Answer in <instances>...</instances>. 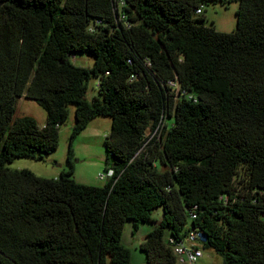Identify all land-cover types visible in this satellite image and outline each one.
<instances>
[{
  "label": "trees",
  "instance_id": "1",
  "mask_svg": "<svg viewBox=\"0 0 264 264\" xmlns=\"http://www.w3.org/2000/svg\"><path fill=\"white\" fill-rule=\"evenodd\" d=\"M217 1L230 0H0V264H131L123 223L157 205L144 264H176L168 238L189 229L224 264H264V0H236L232 31L204 24ZM20 96L45 110L42 126L14 116ZM69 103L67 159L109 116L110 177L7 167L55 149Z\"/></svg>",
  "mask_w": 264,
  "mask_h": 264
},
{
  "label": "rangeland",
  "instance_id": "2",
  "mask_svg": "<svg viewBox=\"0 0 264 264\" xmlns=\"http://www.w3.org/2000/svg\"><path fill=\"white\" fill-rule=\"evenodd\" d=\"M237 1L230 0L222 4L217 2H207L202 7L204 24L213 25L220 31H232L235 28V10ZM200 13H193L199 15ZM72 61L76 65L90 66L93 56L86 51H76ZM93 96H99L96 87V76L92 75L87 81L86 97L90 101ZM68 115L64 123L58 127V142L55 149L43 154L42 158L14 157L5 165L9 168H27L39 175H49L52 173L59 176L60 169L72 167L69 176L78 182L102 185L105 178H99L97 173H104L106 167L110 165L111 158L103 145V135L110 127L109 116L97 115L92 117L85 127L74 137L72 142V156L67 159V138L71 126L74 122L73 103H69ZM32 116L38 125L45 119V110L34 100L20 96L15 101L14 116ZM161 168L160 166H158ZM162 216V206L157 205L150 210L149 219L139 221L133 227L131 219H125L120 235V242L128 248L129 262L131 264H144L145 253L139 248L140 241L147 232L160 220ZM168 235V228L163 231V238ZM199 264H224L222 257L210 246L202 247V256L198 259Z\"/></svg>",
  "mask_w": 264,
  "mask_h": 264
},
{
  "label": "built area",
  "instance_id": "3",
  "mask_svg": "<svg viewBox=\"0 0 264 264\" xmlns=\"http://www.w3.org/2000/svg\"><path fill=\"white\" fill-rule=\"evenodd\" d=\"M200 11L201 7L195 10L196 13ZM111 173V168H107L104 173H97V176L99 178H107L110 177ZM168 240L173 244L176 264H199L198 259L202 256V245L198 231L189 229L181 239L175 241L172 237H169Z\"/></svg>",
  "mask_w": 264,
  "mask_h": 264
},
{
  "label": "crops",
  "instance_id": "4",
  "mask_svg": "<svg viewBox=\"0 0 264 264\" xmlns=\"http://www.w3.org/2000/svg\"><path fill=\"white\" fill-rule=\"evenodd\" d=\"M44 121H45V119H44ZM44 121L39 125V126H42L43 124H44ZM105 135V134H104ZM103 135V136H104ZM61 170H64V169H60V171ZM60 171H59V173H60ZM37 175H39V174H37ZM40 176H49V175H40ZM50 177H57L56 175H55V173H52L51 175H50ZM109 177H107V178H105V179H108Z\"/></svg>",
  "mask_w": 264,
  "mask_h": 264
},
{
  "label": "water",
  "instance_id": "5",
  "mask_svg": "<svg viewBox=\"0 0 264 264\" xmlns=\"http://www.w3.org/2000/svg\"><path fill=\"white\" fill-rule=\"evenodd\" d=\"M144 238H145V236L142 239H144Z\"/></svg>",
  "mask_w": 264,
  "mask_h": 264
}]
</instances>
